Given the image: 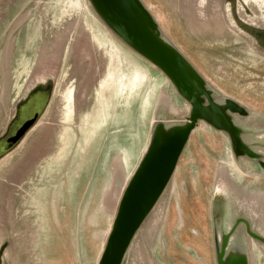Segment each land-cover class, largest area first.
Here are the masks:
<instances>
[{
    "label": "rangeland",
    "instance_id": "obj_1",
    "mask_svg": "<svg viewBox=\"0 0 264 264\" xmlns=\"http://www.w3.org/2000/svg\"><path fill=\"white\" fill-rule=\"evenodd\" d=\"M140 1L240 109L195 130L124 264H218L227 234L264 264L235 227L264 236V0ZM38 84L52 86L46 111L0 156V264H99L155 122L190 105L89 0H0V137Z\"/></svg>",
    "mask_w": 264,
    "mask_h": 264
},
{
    "label": "water",
    "instance_id": "obj_2",
    "mask_svg": "<svg viewBox=\"0 0 264 264\" xmlns=\"http://www.w3.org/2000/svg\"><path fill=\"white\" fill-rule=\"evenodd\" d=\"M89 1L116 36L158 70L190 105L189 115L182 123L161 121V118L155 122L146 151L123 190L99 264H124L137 234L174 178L195 130L213 117L225 121L230 107L240 108L230 106V98L218 101L217 97L222 94L209 84L180 49L163 36L158 22L140 0ZM31 87L18 103V110L5 134L0 137V156L26 139L48 107L52 86L38 84ZM240 223L246 226L250 237L264 244V236L254 232L249 221L239 220L235 227ZM230 237L227 234L223 238L218 264H249L248 255L239 244L230 246Z\"/></svg>",
    "mask_w": 264,
    "mask_h": 264
}]
</instances>
